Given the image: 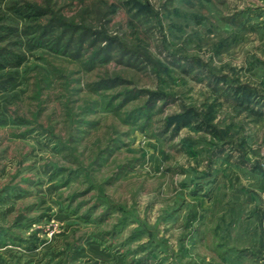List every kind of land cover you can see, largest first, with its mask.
<instances>
[{"label": "rangeland", "instance_id": "obj_1", "mask_svg": "<svg viewBox=\"0 0 264 264\" xmlns=\"http://www.w3.org/2000/svg\"><path fill=\"white\" fill-rule=\"evenodd\" d=\"M0 264H264V0H0Z\"/></svg>", "mask_w": 264, "mask_h": 264}, {"label": "trees", "instance_id": "obj_2", "mask_svg": "<svg viewBox=\"0 0 264 264\" xmlns=\"http://www.w3.org/2000/svg\"><path fill=\"white\" fill-rule=\"evenodd\" d=\"M30 12H32V13L35 12L36 13V9L31 8L30 9ZM18 14H20V13H18ZM21 15H23V14H21ZM237 94H238V92H237ZM243 102H245V101H243ZM196 120H197V117H196V115L193 114V111H189L188 114H187V116H186V121L184 122V124L185 125H189L190 123H192L193 121H196Z\"/></svg>", "mask_w": 264, "mask_h": 264}]
</instances>
